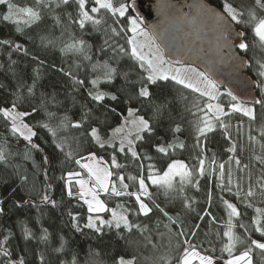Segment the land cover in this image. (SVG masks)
<instances>
[{"label":"snow or ice","instance_id":"snow-or-ice-1","mask_svg":"<svg viewBox=\"0 0 264 264\" xmlns=\"http://www.w3.org/2000/svg\"><path fill=\"white\" fill-rule=\"evenodd\" d=\"M75 4V15L72 12H66L65 16L69 24H76L83 32H87V25H91V31L99 32L101 27L106 24L104 18L105 14H110L116 18V23H119V18L123 17L127 21L126 27H113L108 25L105 29L106 38L103 40V46L98 48L97 53H104L106 50H111L113 53H119L124 57L130 58L139 68L140 75L136 81H128V73H120L108 60H96L93 62V57L90 55L92 45H90L82 36L76 37L69 33L70 40L65 42L60 47V52L64 56L71 55L73 57H80L81 63L88 62L90 65L89 73L86 74L85 79H80L73 74L72 71L64 72L68 76L73 85V91L79 92L81 89L87 92L88 97L94 106H102L105 110L108 105L104 104L105 99L117 101L118 96L112 92L105 91L102 85H111L116 79L117 75H121L130 85L139 84V88L135 95H130L125 103L132 99H150V86L156 84L158 81H173L176 85L184 89L191 90L192 93L197 94L191 102V107L186 109L194 117L192 122L193 130L196 134L197 147L200 148V153L197 156V165L189 167L181 160H173L167 165V169L160 172L155 170L153 164L147 165V176L144 175V164H139L140 172L138 175L122 174L119 170L124 166L117 162L115 155L112 156L110 164L105 162L103 157H98L94 152L82 155L79 152V138L73 137L76 147L72 146L69 138L61 136L62 131L68 128L81 129L85 122L91 118L92 109L85 106V111L79 121H70L67 115L58 116L56 112L48 110L49 103H59L55 101V96L51 98H42L39 106H31V112L21 111L20 104L23 103V95L20 91L23 85H19L17 91L13 93L14 99L10 105L0 106V119H2L8 132L12 137L18 141L25 142V149L22 153V158L26 161L31 160L33 167L40 171L43 167V186L37 187L35 182L31 185L29 195H35L37 200L26 199L17 201L16 206L31 205L39 207L43 205L58 206V201L52 197L53 185L50 182L49 165L50 159L47 155L43 156L42 165H37L33 159L32 153L42 152L40 145L35 142L38 135L36 129L42 128L52 137V145L55 149L63 155L65 162H72L78 166L79 170L64 171L58 180L63 181V190L69 198L77 199L87 206V221L80 223L79 213L73 214L71 211L68 215L71 218L72 226L77 232H82L83 229H89L96 234H102L105 229L120 230L123 228L126 232H131L134 228L141 231L146 230V226L132 223L129 219V214H139L148 216L152 212L153 207L158 209L172 224H177V220L169 216L155 200L152 199V193L149 191V184L155 185L164 190L167 196L176 191L174 179L179 177L181 187L179 192H183V185L191 184L193 187L199 188V178L207 176L211 183L215 179V187L219 192V201L225 209L227 220L224 222L222 237L219 231L216 235L218 240H221L220 255H215V247L210 250H205L202 253L198 250V246L192 242L191 238L196 236V229L200 225L197 224L191 230V238L187 231L181 230L175 235L182 238V242L178 239L177 247L181 248L176 264H193L194 261L198 264H253V251L259 250L264 255V207H255V200L257 197L264 203V126L259 130V137L251 134L248 135V140L252 145V157L248 164H242L235 153L237 152V144L232 141L230 128L231 119L234 115L239 114L241 118H247L249 122H254L256 119V106H260L264 110V60L257 59L255 65L250 64L246 58V54L250 45L246 42V32L234 28V25L242 26L247 29L250 28L254 36L253 46L258 47L264 51V0H254V5L246 10L238 9L231 0H222L221 8L215 9L207 4H200L198 8L202 15L214 22L217 31L219 32V40L221 41L220 49H226L222 59L226 57L230 61V66L234 73H240L245 68H252L256 79L249 81L242 80L241 83L245 86L243 92H238L231 87H226L221 92V83L215 78L212 70H199L196 67L189 65H181L180 61H173L165 59L164 51L155 43L153 37L158 38L159 33L153 30L150 34L141 28L138 18L126 16L129 11V5L125 0H34L31 6L18 7L13 0H0V5H6L7 10L2 15L4 22H10L15 25V31L20 34H25V29H31L38 25L45 17V10L54 13L53 19L55 21L54 27H59L62 24L60 15L56 13L57 8L72 7ZM110 31L111 35H108ZM126 35V45H120L116 42L114 37ZM131 33V35H127ZM64 32H61V36ZM41 41L45 47L54 45V40H46L41 37ZM109 41H112L110 44ZM0 45H11L14 51L24 50L27 55V50L24 45L15 43L10 40H0ZM115 45V47H113ZM238 49L234 52L232 49ZM243 53L244 55H241ZM37 60V57H33ZM13 63H15L13 61ZM40 65L44 64L43 60L39 61ZM80 67V64H77ZM36 76L33 83L27 87V93L32 96L35 94V88L40 77L39 71L34 70ZM249 85H254L255 89L260 92V97L252 95L249 91ZM90 86V87H89ZM42 97L44 94H41ZM227 98V103H222V99ZM187 99V97H184ZM166 107L164 104H156L153 108L154 115L159 117ZM42 108L45 112L46 119L38 121L35 125L26 122V118L31 117ZM115 111V109H111ZM128 116L124 118V122L117 128L112 129V135L107 140L102 139L98 127H91L90 131L81 133L91 138V141L100 148L107 145L113 148L114 152L130 154L135 161L148 160L152 157L147 154L141 155L137 151V141H145V134L151 135L154 132L151 122L143 116L136 115V109L128 108ZM242 127V123H241ZM216 128L223 130V135L229 141V147L226 149L229 155L224 162H219L215 153L211 157L205 155L207 151L202 143V138L207 139L208 133L213 132ZM174 133L180 132V125L177 124L172 130ZM119 147H116V144ZM4 144H0V163L7 164L9 153ZM259 146L257 152L256 146ZM185 144L174 138L172 142H165L154 145L155 151L164 156H170L178 148H184ZM171 150V151H170ZM242 150V149H241ZM12 155H15L13 153ZM253 161L255 163H253ZM233 163L236 165V170L243 173L248 172L247 189L243 185L244 176H234ZM261 166L260 174L256 181L252 182L251 169L256 164ZM17 168L19 166H16ZM23 184L28 183L26 175H20L17 172ZM127 181L132 182L127 183ZM235 189V191H234ZM104 194L106 197H128L134 198L135 204L138 208H127L123 203H119L115 208H109L105 199L101 198ZM229 198H226V195ZM232 198L237 201L244 202L248 208H254V215L250 222H240L242 213L240 212L237 203L232 202ZM146 200H152L150 207ZM213 201V190L208 191V202L211 205ZM82 205V206H83ZM190 204L185 200V207ZM0 213L3 209L0 208ZM101 213H111L108 219L101 216ZM205 214L211 216V223H216V217L212 216L208 209H205ZM201 220L204 216L200 217ZM39 223V221H37ZM181 228L182 224L179 225ZM22 238L25 241L37 239L34 231L28 227L27 223L21 222L19 225ZM167 228L168 225H165ZM243 230V235L239 234L236 229ZM41 235L38 239L42 243H48L49 233L46 228L41 227ZM171 231V229H169ZM7 234H0V257H4L3 264H26L23 255L18 258H13L11 250L12 233L10 230H5ZM259 234V239L253 238ZM226 239V242H223ZM151 243V240H149ZM246 245L243 251L235 254L238 246ZM65 248V241L61 237L60 246L54 251L60 253ZM226 254V255H225ZM136 257L125 259L123 256L117 258L115 264H134ZM40 264H47L43 254H39ZM61 264H65L61 261ZM72 264H77L75 256Z\"/></svg>","mask_w":264,"mask_h":264},{"label":"trees","instance_id":"trees-1","mask_svg":"<svg viewBox=\"0 0 264 264\" xmlns=\"http://www.w3.org/2000/svg\"><path fill=\"white\" fill-rule=\"evenodd\" d=\"M136 1L150 2L153 0H125L129 5V11L126 16L134 15L132 4ZM210 5L220 9L222 0H204ZM18 7L31 6L34 0H13ZM238 9L246 10L254 5V0H231ZM75 4L72 7H61L56 9V13L60 15L62 24L59 27H54V13L45 10L44 19L30 30L25 29V34H20L15 31V25L2 20L3 13L7 10L6 5H0V40H10L15 43L24 45L27 50V55L24 50L19 52L14 51L11 45H0V106L10 105L14 99L13 93L17 91L19 85L24 87L20 89L24 99L20 104L21 111L31 112V106H39L42 98H51L55 96V101L59 103H49L48 110L56 112L58 116L67 115L70 121H79L85 111V106L92 109L91 118L85 122L81 129L68 128L60 133L61 136L69 138L73 147H76L73 137L79 138V152L82 155H87L88 152H94L98 157H103L105 162L110 164L113 155L116 156L117 162L124 167L119 171L127 175H138L140 172L139 164H144V175L147 176V165L153 164L155 170L163 171L166 166L173 160H181L189 167L197 165V156L200 153V148L197 147L196 134L192 127V122L195 117L186 109L191 107V102L197 94L191 90L184 89L176 85L173 81H158L150 86V99H132L128 103L125 101L130 95H135L139 88V84L130 85L128 81H136L139 79L140 70L138 66L128 57H124L119 53H113L111 50H106L104 53H97V49L103 46V40L106 38L105 29L108 25L113 27H126L127 21L120 17L119 23H116V18L110 14H105L106 24L103 25L99 32L91 31V25H87V32H83L76 24H69L66 12H72L75 15ZM264 14V13H261ZM237 29L246 32V42L250 45L246 54V58L250 64L255 65L257 59L264 60V51L253 46L254 36L250 28L234 25ZM61 32L64 35L61 36ZM69 33L76 37H83L90 45L92 51L90 55L93 57V62L96 60H108L120 73H128V81L121 75H117L111 85H102L103 89L112 92L118 96L117 101L105 99L104 104L108 105L105 110L102 106H94L87 92L81 89L79 92L73 91L72 81L60 69L65 72L72 71L80 79H85L89 73L90 65L88 62L81 63L80 57L71 55L64 56L60 52V47L63 43L70 40ZM108 35H111L110 31ZM128 35V33H127ZM41 37L46 40H54V45L45 47L41 41ZM120 45H126V35L114 37ZM111 44L112 41H109ZM115 47V45H113ZM237 51H239L237 49ZM244 55L243 53H240ZM33 57H37L34 60ZM43 60L44 64L40 65L39 61ZM13 61L15 63H13ZM80 64V67H77ZM39 71L40 77L35 88V94L30 96L27 93V87L33 83L36 76L34 70ZM244 72L253 80L256 79L252 68H245ZM90 87V86H89ZM223 87V86H222ZM224 88V87H223ZM256 97H260V92L255 89ZM44 94L42 97L41 94ZM187 97V99H184ZM222 103H227V98H223ZM156 104H164L161 115H154L153 108ZM31 105V106H30ZM136 109V115L143 116L148 119L154 129L153 134H145V141H137V151L143 156L147 154L152 157L151 161L141 160L135 161L130 154L114 152L113 148L105 145L100 148L99 145L93 143L90 137L81 135V133L90 131L91 127H98L102 139L107 140L112 135V129L119 127L124 122V116L127 114L128 108ZM111 109H115L112 111ZM45 112L42 108L31 117L26 118V122L35 125L38 121L45 120ZM242 123V127H241ZM179 124L181 131L174 133L172 130ZM264 126V110L260 106H256V119L254 122H249L247 118H241L236 114L231 119L230 133L232 141L237 144V152L235 155L241 159L242 164H248L252 157V145L248 140V135L251 130L252 135L259 137V130ZM38 135L35 142L38 143L43 150L42 152H33V159L37 165H42L43 156L47 155L50 159L49 177L53 185L52 197L58 201V206L41 204L38 208L31 205L16 206L17 201L26 199L37 200L35 195H29L31 185L35 182L37 187L43 186L44 176L43 167L38 172L33 167L31 160L26 161L22 158V153L25 149V142L12 137L7 130L5 122L0 119V144L4 145L9 153L7 164L0 163V208L3 213H0V234H7L5 230H10L12 235L11 250L13 258H18L23 255L26 264H40L39 254H43L47 264H72L73 258L77 264H115L118 257L123 256L125 259L136 257L134 264H176L177 257L182 251L177 247L178 239L182 242V238H178L175 233L185 230L191 238V230L197 224L200 225L196 229V236L192 242L198 246V250L202 253L205 250H210L215 247V255H220L221 240L217 238V231L221 237L224 230L223 224L227 220L225 209L219 201V192L215 187V179L210 183L207 176L199 178V188L193 187L191 184L183 185V192H179L181 187L179 177L174 179L176 191L169 195L164 194V190L155 185L149 184V191L153 194L152 199L155 200L161 207L168 212L169 216L177 220V224H172L158 209L152 206V200H146L150 207H153L148 216L139 214H129V219L132 223L146 226V230L141 233L138 229H133L131 232H126L121 228L105 229L102 234H96L92 230L83 229L82 232H77L73 226L68 212L73 214L79 213L80 223L87 221V206L83 205L82 201L69 198L63 190V181L58 180L64 171L79 170L78 166L72 162H65L63 155L59 150L52 145V137L45 129L37 128ZM179 138L185 144L184 148H178L171 152L170 156H164L155 151L154 145L172 142L174 138ZM202 143L207 150L205 155L211 157L213 153L218 157L219 162H224L229 155L226 149L230 146L229 141L225 139L223 130L216 128L213 132L208 133L207 139L202 138ZM116 147H119L117 142ZM242 149V150H241ZM259 152V146L255 149ZM171 151V150H170ZM15 153V155H12ZM253 163H255L253 161ZM16 166H19L18 168ZM261 166L257 163L251 169L252 182L254 183L257 176L260 174ZM26 175L28 183L23 184L17 175ZM234 176L243 175V185L245 190L248 185V172L245 170L239 173L236 170V165L233 163ZM127 183H132L127 181ZM213 190V201L211 205L208 202V191ZM235 191V189H234ZM226 195V198H229ZM105 199L109 208H115L117 204L123 203L125 207L136 209L134 198L128 197H106ZM185 200L190 204L185 207ZM233 203H237L242 216L240 222H250L254 215V208H248L244 202L237 201L232 198ZM83 205V206H82ZM255 207H264V203L257 197ZM205 209L211 212L212 216L216 217V223H211V216L205 214ZM105 219H108L111 213H101ZM204 216L201 220L200 217ZM39 221V223H37ZM21 222L27 223L37 239L25 241L22 238L19 225ZM182 224V228L179 226ZM165 225H168L166 228ZM41 227L46 228L49 233L48 243H42L38 237L41 235ZM171 229V231H169ZM236 231L243 235V230L237 227ZM61 237L65 241L63 252L54 251L60 246ZM2 238V235H0ZM253 238L259 239V234ZM151 240V243H149ZM226 242V239L223 241ZM246 245L238 246L235 254L243 251ZM226 255V254H225ZM253 264H264V255L259 250L253 251ZM4 257H0V264H3ZM193 264H197L195 261Z\"/></svg>","mask_w":264,"mask_h":264},{"label":"water","instance_id":"water-1","mask_svg":"<svg viewBox=\"0 0 264 264\" xmlns=\"http://www.w3.org/2000/svg\"><path fill=\"white\" fill-rule=\"evenodd\" d=\"M200 4L210 5L204 0H153L136 1L132 8L135 14L142 16L151 33L153 30L159 33L154 39L167 59L190 63L202 70L210 69L221 86L243 92L245 86L241 81L254 80L244 69L234 73L230 61L221 58L227 50L220 49L219 32L214 22L202 15ZM232 50L238 52L235 48ZM249 91L256 96L254 85H249Z\"/></svg>","mask_w":264,"mask_h":264},{"label":"rangeland","instance_id":"rangeland-1","mask_svg":"<svg viewBox=\"0 0 264 264\" xmlns=\"http://www.w3.org/2000/svg\"><path fill=\"white\" fill-rule=\"evenodd\" d=\"M131 17H134V18H138L139 19V21H140V26H141V28H144L145 29V31H148L150 34H151V32L149 31V29L147 28V26H146V24H145V21H144V19L142 18V16H140L139 14H134V15H131ZM128 35H131V33H128ZM154 38V37H153ZM155 43H156V45H158V43H157V41L155 40ZM159 46V45H158ZM165 56V55H164ZM165 59H167L166 57H165ZM190 63H182V62H180V64H176L175 66L176 67H180L181 65H189ZM191 66H193V67H196V66H194L193 64H190ZM196 68H198L199 70H202L201 68H199V67H196ZM224 89L225 88H223L222 86H221V92H223L224 91ZM128 116V112H127V114L124 116V118L125 117H127ZM86 156V155H85ZM172 162V161H171ZM170 162V163H171ZM167 169V166H166V168L164 169V170H166ZM163 170V171H164ZM163 171H161L160 173L162 174L163 173ZM196 262V261H195ZM197 264H198V262H196Z\"/></svg>","mask_w":264,"mask_h":264}]
</instances>
